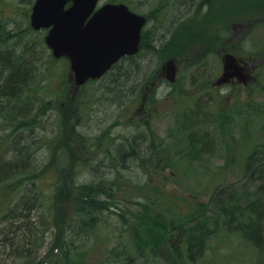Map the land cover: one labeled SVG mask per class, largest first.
I'll return each mask as SVG.
<instances>
[{
	"label": "trees",
	"instance_id": "16d2710c",
	"mask_svg": "<svg viewBox=\"0 0 264 264\" xmlns=\"http://www.w3.org/2000/svg\"><path fill=\"white\" fill-rule=\"evenodd\" d=\"M33 1L29 0L31 4ZM140 1L147 3L153 0ZM208 1H201L198 12L208 6L204 15L210 14L212 4ZM114 2H125L133 10H137L132 0H114ZM155 2L158 6L155 5L153 10L148 12L149 14L145 13L148 24L143 32L142 52L138 56L123 59L103 78L105 80L102 83H106L99 85L107 89V93H103L102 96L106 97L108 94L110 103L116 104L123 99L129 101L147 89L151 81L146 76L149 65L148 62L144 64L138 60L144 51L155 54L171 44L177 45L174 41L175 35L168 41L160 43V47L150 43V36L154 35V38L157 36L156 30L168 17L167 5L164 6L165 0ZM5 19L0 14V112L4 111L0 126L3 119L8 117L6 124L13 130L8 128L7 135L10 137L18 134L23 136V139L12 143L15 148L17 146L19 148L13 149L9 157L1 158L0 155V184L14 191L17 183L25 181L20 190L29 189V192L22 194L18 205L8 211L11 213L9 216L11 221L6 229L8 235L4 247L12 249L11 261L29 264L39 255L37 250L41 248L38 244L42 245L43 240L46 239L47 232L44 227L46 219L42 221L44 223L42 227L35 215V209L36 206L44 208V203L55 194L54 190L42 191V187L47 186L46 181L49 180L47 178L53 181H47L49 188L58 190L60 175L72 170L69 182L74 190L72 199L76 206L71 222L90 226L92 229L90 235H95L98 226L95 222L97 214L109 207L111 199L116 196L115 187H119L123 182L121 180L127 178L123 176L122 169L136 166L142 170L152 165L153 169L157 170L159 166H167L173 170V175L169 177L175 176L179 180L181 173L191 169L196 170L195 166H199L205 156H214L212 150L216 148L215 139L210 131H205L206 129L199 131V126L202 124L214 125L217 130L220 128V141L226 151L224 165L219 166L211 176H206L207 183L201 188L200 194L195 192L183 196L180 192H176L175 196L171 197L158 187L139 186L146 201L140 203L141 211L133 215V222L129 228V233L137 245V251L129 252L128 249L132 248L130 244L124 251L117 253L118 250H115L113 254H116L117 258L135 264L136 258L144 254L143 250L155 248L161 242L167 244L172 252L168 260L169 264H241L240 260L243 257L241 251L236 250L234 254L226 253L221 256L209 254L211 242L218 236L224 234L230 237L236 234L249 247L255 249L253 256L257 255L259 263V254L264 255V123L260 119L255 123L254 119L256 113H259L257 111H260L259 108L248 105L243 110H238L237 106H234L230 111L221 110L217 114L203 112L198 107L182 110L176 118L174 132L178 133L180 137L178 140L184 146L175 152L173 158L169 155V149L158 144L155 141L156 137H152L154 134L152 129L145 128L146 133L143 131L131 133L120 140L122 144L115 149V153L120 158L118 159L113 156L110 149L115 142L108 140L106 133L91 141L82 129L84 115L99 102L98 90L96 92V88L91 86L94 82H89L82 87L78 104L70 112L69 119L60 116V119L57 118L60 129L65 126L66 121L70 126L68 136L63 137L75 154L70 160L66 145L62 147V141L46 138L42 142L32 143L33 140L26 139L24 135L28 131L30 136L31 130L38 127L40 122L39 119L36 120L37 114L36 117L29 116L38 91L36 84L38 61L31 58L32 53L29 50H17L15 46H9V40L13 35L5 33ZM214 24L212 23L213 26ZM213 32L216 39L218 31L215 26ZM164 38L165 35L157 36L160 42ZM55 62L56 60H51V63ZM95 97L96 99L93 100ZM43 102L40 104V114L47 106L45 103L49 101L43 100ZM141 122L142 120H132L130 123L136 128L144 127L140 126ZM145 124L150 127L151 120L147 118ZM235 128L240 131L239 137L235 135ZM20 142L22 147L18 145ZM32 146L44 148L45 151L60 150V152L54 162L49 164V161H45L41 164L30 151ZM89 147H93L94 151L89 152ZM100 151L104 153H99ZM179 159H185L183 166L179 164ZM48 164L52 165L48 166V169L53 170L54 174L44 176L42 172V178L39 170L43 165ZM102 166L112 175L108 186V181L103 177L97 182L77 181L81 173L92 174ZM255 169H258V172L254 173V177ZM227 173L233 176H228ZM159 176L158 174L162 188L166 182ZM28 180H31V183ZM203 194H208L207 199L201 197ZM46 207L49 208L50 203H47ZM1 218L5 219L6 216ZM73 235L68 237L69 241H64L65 245L71 244V246L64 251L56 248L57 252L52 254L45 264H88L85 253L72 246ZM33 250L34 254H32ZM230 258L234 262H227Z\"/></svg>",
	"mask_w": 264,
	"mask_h": 264
},
{
	"label": "rangeland",
	"instance_id": "374dc122",
	"mask_svg": "<svg viewBox=\"0 0 264 264\" xmlns=\"http://www.w3.org/2000/svg\"><path fill=\"white\" fill-rule=\"evenodd\" d=\"M111 1L113 0H100L99 5ZM153 1L142 3L140 0H132V3L139 12L149 14L155 5L158 6L156 0ZM201 1L165 0L164 6L167 5L169 16H166L167 21L161 28V35H165L166 38L162 42L151 44L160 47V43L168 41L175 35L174 41L177 45L171 44L160 51L158 50L159 53L155 54L144 51L141 55L143 57H139V61L144 64L148 62L147 65H149L146 76L151 81L147 89L129 101L123 99L113 104L108 101V94L106 97L102 96L103 93H107V89L99 87L105 79L91 84L96 88V92L98 90L99 102L84 115L82 129L91 141L106 133L107 139L115 142L110 146L111 153L115 158L120 159L115 153L117 146L122 144L120 140L131 133L141 131L146 133L145 128L152 129L154 132L152 137H156L155 141L158 144L169 149V155L173 158L175 152L184 146L178 140L180 138L178 133L174 132L176 118L182 110L194 109V107L201 108L206 113L217 114L221 110L230 111L234 106H237L238 110H243L245 106L250 105L260 110H256L259 113H256L254 117L255 123L259 119L264 123V0H209L212 10L208 15H204L208 6L198 12ZM33 3L31 4L29 0L0 1V14L6 18L5 33L13 35L9 40V46H15L17 50H29L32 53L31 58L38 61L36 66L39 68L36 78L38 91L29 116L37 114L36 120L39 119L40 122L38 127L31 130L30 136L28 131L24 135L27 137L26 139L31 138L32 143L34 141L42 142L46 138L62 141V147L64 148L66 145V151H68L71 160L75 154L71 150V146L67 145L66 140L63 139L68 136L70 126L66 121L65 126L60 129L57 118L60 116L66 120L69 119L70 112L78 104L82 89H77L75 86L70 62L67 59H52V52L43 42L47 30L39 32L33 30L30 22ZM153 23L155 24V22ZM212 23H215L214 26L218 31L216 39ZM229 52L236 54L241 60L248 61L251 65L255 62L260 64L257 73L253 75L254 80L249 81L248 85H244V82L241 81L238 85L227 83L213 86L223 74L222 58ZM170 58L175 59L178 65L177 81L174 84H169L162 75V66ZM51 60H56V62L51 63ZM43 100L49 102L45 103L47 106L40 114V104ZM7 118L3 119L0 126L1 158L9 157L13 149L19 148L18 146L15 148L12 143L23 139V136L18 134L10 137L7 135L8 128L13 130L12 127L7 126ZM147 118L151 120L150 127L145 124ZM132 120H142L140 126L144 127L136 128L131 125ZM204 130L210 131L215 139L214 156H205L204 161L199 166H195L196 170L191 169L186 173H181L179 180L175 176L169 177L173 175V170L167 166H159L157 170L153 169L152 165L142 170L136 166L122 169L123 176L127 178L121 180L123 182L119 187H115L116 196L111 199L109 207L97 214L95 222L98 226L95 235L92 236L90 235L92 230L90 226L71 222L76 206L72 199L74 190L69 182L72 170H67L60 175L58 190L49 188L48 182L53 181L51 178H47L49 179H46L47 186H43L42 191L52 192L54 190L55 194L44 203V208L36 206L35 209V215L42 227L44 225L42 221L46 219L44 225L47 232L46 239L43 240L42 245L38 244V247L41 248L37 250L39 255L29 264H45L51 255L57 252L56 248L60 251L69 248L71 244L65 245L64 241L68 240L71 234H74L71 240L72 246L85 253L88 264H133L134 262L117 258L113 253L115 250H118L117 253L124 251L126 247L129 248L130 244H132V248L128 251H137V245L129 233V228L133 222V215L141 211L140 203L146 201L139 186L158 187L171 197H174L176 192H180L183 196H189L195 192L200 194L201 188L207 183L206 176H211L219 166L224 165L226 151L220 141V128L217 130L214 125L201 124L199 131ZM234 132L237 137L240 136L238 128H235ZM60 136L62 140L59 138ZM176 143H178L177 146H175ZM18 145L22 147L21 142ZM24 145L28 144L24 143ZM35 148L36 146H32L30 151L34 153V158L41 164L45 161H49V164L54 162L56 155L60 152V150L52 152L51 150L45 151L44 148ZM88 151H94L93 147H89ZM101 152L104 153V151L99 153ZM179 160V164L183 166L185 159ZM49 164L43 165L39 170L42 178L43 175L54 174L53 170L48 169L52 166ZM158 174L160 179H164L166 182L162 188ZM227 175L233 176L231 173H227ZM101 177L108 181V186L112 175L103 166L92 174L81 173L77 181L80 183L97 182ZM28 181L31 183V180ZM22 183H17L14 191L0 184V264H21L10 260L12 249L5 248L4 243L8 235L6 229L11 221L9 218L11 213L8 211L18 205L23 193L29 192V189L27 191L20 190ZM201 197L207 199L208 194H203ZM47 203H50L49 208L46 207ZM4 216H6L5 219L1 218ZM211 243L209 254L212 256L234 254L237 250L243 254L242 260H240L241 264H264V255L259 254L258 263L257 255L253 256L255 249L249 247L236 234H232L230 237H226L224 234L220 235ZM142 252L144 254L136 258L135 264H169L168 260L172 256L168 245L161 242L157 247ZM32 254H34V250ZM227 262H234V260L230 258Z\"/></svg>",
	"mask_w": 264,
	"mask_h": 264
},
{
	"label": "water",
	"instance_id": "95a60500",
	"mask_svg": "<svg viewBox=\"0 0 264 264\" xmlns=\"http://www.w3.org/2000/svg\"><path fill=\"white\" fill-rule=\"evenodd\" d=\"M98 2L36 0L32 9V27L50 28L45 42L55 58L70 60L77 86L100 79L123 57L136 55L140 50L146 18L123 3H109L95 11ZM230 61L225 70L236 62L232 56ZM177 70L172 59L163 65V74L171 83L177 79Z\"/></svg>",
	"mask_w": 264,
	"mask_h": 264
},
{
	"label": "flooded vegetation",
	"instance_id": "af4514ba",
	"mask_svg": "<svg viewBox=\"0 0 264 264\" xmlns=\"http://www.w3.org/2000/svg\"><path fill=\"white\" fill-rule=\"evenodd\" d=\"M231 53V52H229ZM233 54V53H232ZM260 64H256L253 63L252 65L250 63H248V61H244L241 60L237 57V64H235V66L232 67V69L229 71L228 73V77H222V75L217 79V81L214 83L215 86H221L227 83H231V84H240L241 81H243V77L245 74L246 77L248 79L254 80V73H257L256 71L258 70V68ZM245 66V67H244ZM251 66V67H249ZM224 67V66H223ZM241 68H243V72H240L239 70H241Z\"/></svg>",
	"mask_w": 264,
	"mask_h": 264
},
{
	"label": "bare ground",
	"instance_id": "6f19581e",
	"mask_svg": "<svg viewBox=\"0 0 264 264\" xmlns=\"http://www.w3.org/2000/svg\"><path fill=\"white\" fill-rule=\"evenodd\" d=\"M169 16V15H168ZM186 20H188V19H186ZM167 21V20H166ZM165 21V22H166ZM183 21H184V19H183ZM163 22V21H162ZM161 22V23H162ZM165 22H163L161 25H159V27H158V30H156V34H157V36H158V34L160 35L161 34V28L163 27V25H164V23ZM154 35H151L150 36V43H155V42H160L159 41V39H157V36L154 38L153 37ZM159 38V37H158ZM3 112L4 111H2V112H0V119H1V117H2V114H3ZM214 153H215V150H212ZM257 168V167H256ZM256 172H258V169H255V171L253 172V176H254V173H256ZM255 177V176H254Z\"/></svg>",
	"mask_w": 264,
	"mask_h": 264
},
{
	"label": "clouds",
	"instance_id": "9594fccd",
	"mask_svg": "<svg viewBox=\"0 0 264 264\" xmlns=\"http://www.w3.org/2000/svg\"><path fill=\"white\" fill-rule=\"evenodd\" d=\"M223 94V93H222Z\"/></svg>",
	"mask_w": 264,
	"mask_h": 264
}]
</instances>
